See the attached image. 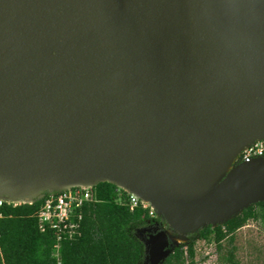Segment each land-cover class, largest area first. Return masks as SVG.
Returning <instances> with one entry per match:
<instances>
[{"label": "water", "instance_id": "1", "mask_svg": "<svg viewBox=\"0 0 264 264\" xmlns=\"http://www.w3.org/2000/svg\"><path fill=\"white\" fill-rule=\"evenodd\" d=\"M264 0H0V180L34 171L57 187L0 186L13 202L109 181L155 203L169 233L217 226L264 201ZM159 190L176 195H160Z\"/></svg>", "mask_w": 264, "mask_h": 264}, {"label": "trees", "instance_id": "2", "mask_svg": "<svg viewBox=\"0 0 264 264\" xmlns=\"http://www.w3.org/2000/svg\"><path fill=\"white\" fill-rule=\"evenodd\" d=\"M96 191L99 202L92 214L82 220L80 235L61 242V264H145L146 239L163 229L162 218L152 215L150 206L141 200L133 205L132 194L109 181L98 183ZM44 200L4 202L0 206V243L4 255L0 264H58L54 254L55 231L48 227L41 232L39 228L38 211ZM250 220L258 222L264 231V201L222 224L189 233L187 242L170 245L162 264H195L199 239L214 242L219 254L229 246L219 260L238 264L236 233Z\"/></svg>", "mask_w": 264, "mask_h": 264}, {"label": "built area", "instance_id": "3", "mask_svg": "<svg viewBox=\"0 0 264 264\" xmlns=\"http://www.w3.org/2000/svg\"><path fill=\"white\" fill-rule=\"evenodd\" d=\"M253 157H264V138L256 140L254 143L250 144L246 149H244L242 153L238 155L234 164L247 161ZM131 194L133 196V205H137L138 200L143 201L133 193ZM43 198H45L44 203L38 211L39 228L41 232H45L48 227L55 231L57 242L54 246V254L58 259V264H61V242L64 239H73L80 235L82 220H84L87 215L92 214L93 209L99 202L96 185H81L58 191H50L48 194H45ZM4 202L14 204L24 203L0 199V206ZM143 203H145V201H143ZM145 206H150L152 215L157 214L154 207H151V205ZM0 260H4L1 243Z\"/></svg>", "mask_w": 264, "mask_h": 264}, {"label": "rangeland", "instance_id": "4", "mask_svg": "<svg viewBox=\"0 0 264 264\" xmlns=\"http://www.w3.org/2000/svg\"><path fill=\"white\" fill-rule=\"evenodd\" d=\"M144 204L150 205L146 202ZM156 215L158 216V214ZM162 227L172 228L167 220L163 218ZM235 245L237 246L236 260L238 264H264V231L258 222L250 220L244 227L239 229L236 233ZM228 247L224 248L221 253L226 255ZM220 254L214 242L208 243L203 239L197 240L195 264H230L223 259L222 261L219 260ZM148 263L147 258L145 264Z\"/></svg>", "mask_w": 264, "mask_h": 264}, {"label": "bare ground", "instance_id": "5", "mask_svg": "<svg viewBox=\"0 0 264 264\" xmlns=\"http://www.w3.org/2000/svg\"><path fill=\"white\" fill-rule=\"evenodd\" d=\"M257 94H264V88H261L259 90H256V91H252L250 93H248L247 95H245L244 97L240 98L241 100L243 99H246L252 95H257ZM253 142H249L248 144H246L231 160L230 162L227 164V166L225 167L223 173L219 176V181L214 185L212 186L211 188L209 189H206L205 191L203 192H200V193H196V194H190V195H179L180 197H183V198H186V199H193V200H199V201H206L207 197L212 195V193L218 189V187H220V185L222 184L223 180L225 179V177H227L228 173L234 168L235 164L234 162L236 161L238 155L240 153H242V151L244 149H246L250 144H252ZM255 158V157H253ZM252 159V158H251ZM251 159L247 160V161H250ZM20 180H24V181H27L39 188H54V187H57L56 183L51 181L50 179L46 178V177H43L42 175L34 172V171H24V172H21L19 174H16V175H11V176H8V177H5L3 178L2 180H0V186L2 185H6V184H12L16 181H20ZM85 186H88V185H85ZM132 193L139 197L140 199H142L143 201L147 202L150 204L151 200L149 197H147L146 195L142 194L141 192L139 191H136V190H133ZM159 193L160 195H176V194H173L171 192H167V191H164V190H159ZM0 199H4V200H8V201H12L8 198H5V197H2L0 196ZM14 202H23L22 200H15ZM152 206L156 207L155 206V203L151 202ZM171 237H172V240L175 242V243H178V244H181L183 241H185V238L183 236H180L178 234H174L172 233L171 231H169Z\"/></svg>", "mask_w": 264, "mask_h": 264}]
</instances>
